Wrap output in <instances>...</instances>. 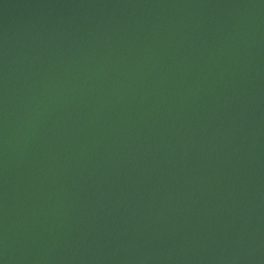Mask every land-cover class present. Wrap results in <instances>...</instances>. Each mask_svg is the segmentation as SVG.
I'll return each instance as SVG.
<instances>
[{"label":"water","instance_id":"obj_1","mask_svg":"<svg viewBox=\"0 0 264 264\" xmlns=\"http://www.w3.org/2000/svg\"><path fill=\"white\" fill-rule=\"evenodd\" d=\"M0 264H264V0H0Z\"/></svg>","mask_w":264,"mask_h":264}]
</instances>
